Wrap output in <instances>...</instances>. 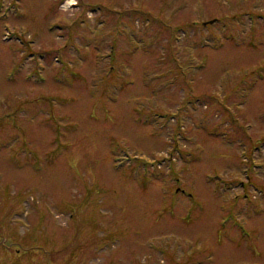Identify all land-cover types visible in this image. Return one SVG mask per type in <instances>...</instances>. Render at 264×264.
I'll list each match as a JSON object with an SVG mask.
<instances>
[{
  "label": "rangeland",
  "instance_id": "rangeland-1",
  "mask_svg": "<svg viewBox=\"0 0 264 264\" xmlns=\"http://www.w3.org/2000/svg\"><path fill=\"white\" fill-rule=\"evenodd\" d=\"M0 0V264H264V0Z\"/></svg>",
  "mask_w": 264,
  "mask_h": 264
},
{
  "label": "bare ground",
  "instance_id": "bare-ground-1",
  "mask_svg": "<svg viewBox=\"0 0 264 264\" xmlns=\"http://www.w3.org/2000/svg\"><path fill=\"white\" fill-rule=\"evenodd\" d=\"M70 3H74V1L71 2V1L69 0V3H68V4H70Z\"/></svg>",
  "mask_w": 264,
  "mask_h": 264
}]
</instances>
